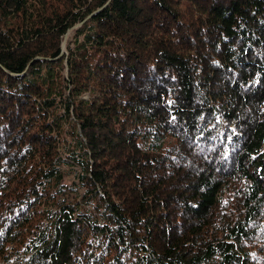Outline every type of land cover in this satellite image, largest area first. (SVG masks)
Segmentation results:
<instances>
[{"label": "trees", "instance_id": "1", "mask_svg": "<svg viewBox=\"0 0 264 264\" xmlns=\"http://www.w3.org/2000/svg\"><path fill=\"white\" fill-rule=\"evenodd\" d=\"M0 264H264V0H0Z\"/></svg>", "mask_w": 264, "mask_h": 264}, {"label": "rangeland", "instance_id": "2", "mask_svg": "<svg viewBox=\"0 0 264 264\" xmlns=\"http://www.w3.org/2000/svg\"><path fill=\"white\" fill-rule=\"evenodd\" d=\"M80 26H81V23H78L73 29H71V30L68 32V34L66 35V37H65V39H64V41H63V44H64V42L67 40V45H68V42H69V41L71 40V38L73 37V35H74V33H75V30H76L77 28H79ZM67 45H66V48L63 47V45H62L64 51L67 49Z\"/></svg>", "mask_w": 264, "mask_h": 264}, {"label": "water", "instance_id": "3", "mask_svg": "<svg viewBox=\"0 0 264 264\" xmlns=\"http://www.w3.org/2000/svg\"><path fill=\"white\" fill-rule=\"evenodd\" d=\"M72 29H73V28H72ZM66 45H67V40L64 42L63 47L66 48Z\"/></svg>", "mask_w": 264, "mask_h": 264}]
</instances>
